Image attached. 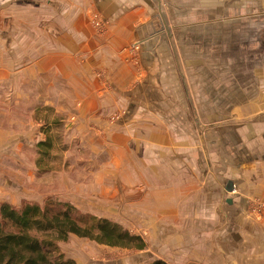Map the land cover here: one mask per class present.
Returning a JSON list of instances; mask_svg holds the SVG:
<instances>
[{
    "label": "crops",
    "instance_id": "obj_1",
    "mask_svg": "<svg viewBox=\"0 0 264 264\" xmlns=\"http://www.w3.org/2000/svg\"><path fill=\"white\" fill-rule=\"evenodd\" d=\"M157 3L0 0V126L24 106L73 120L88 184L64 198L142 229L149 264H264V0Z\"/></svg>",
    "mask_w": 264,
    "mask_h": 264
},
{
    "label": "rangeland",
    "instance_id": "obj_2",
    "mask_svg": "<svg viewBox=\"0 0 264 264\" xmlns=\"http://www.w3.org/2000/svg\"><path fill=\"white\" fill-rule=\"evenodd\" d=\"M30 108L26 110L24 106L20 112L15 107L9 109L4 107L3 122L6 124H1L0 127L10 135L2 147V152H5L8 158L0 161V164L7 166V187L16 193V204H9L14 207H21L24 204H38L41 207L50 205L52 208L61 209L62 206L59 205L62 203H71L64 198L67 185L71 190V186L88 184L87 176H82L84 161H81L87 156V151L79 147L78 141L69 140L70 137L78 138L79 130L76 129L77 124H68L69 121H73L68 120V116L54 115L46 111L37 114L31 112ZM47 121H50V124H47ZM51 121L55 123L51 124ZM20 132L23 134V145L20 144ZM48 139L51 140L52 147L43 155L37 146L39 142ZM12 184H16V187L11 186ZM7 192L2 193V196L6 194L5 196L9 197L11 189ZM24 196L27 197L23 198ZM257 201L262 200L254 199L251 202L253 207L251 203L249 204L248 216L255 222H264V217L258 219L253 212ZM2 203L8 202H0V205ZM76 210L78 215L86 218L96 217L115 223V209L112 212H102V215H95L90 210L79 208ZM83 220L85 222L87 219ZM116 224L132 236L143 239V231L139 227ZM86 249L89 255L85 254ZM60 251L66 259H70L69 256L74 254L80 259V264H115V261L117 264H149L147 256L143 257L142 251L112 248L77 236H71L67 243L60 244Z\"/></svg>",
    "mask_w": 264,
    "mask_h": 264
},
{
    "label": "trees",
    "instance_id": "obj_3",
    "mask_svg": "<svg viewBox=\"0 0 264 264\" xmlns=\"http://www.w3.org/2000/svg\"><path fill=\"white\" fill-rule=\"evenodd\" d=\"M38 147L46 155L51 140L40 142ZM61 209L48 205L24 204L14 207L0 205V264H76L66 259L60 244L71 236L89 239L100 245L126 250L143 251L146 243L132 236L119 225L105 219L84 217L69 203ZM52 208V209H51ZM83 219H87L85 222ZM151 264H167L155 261Z\"/></svg>",
    "mask_w": 264,
    "mask_h": 264
},
{
    "label": "built area",
    "instance_id": "obj_4",
    "mask_svg": "<svg viewBox=\"0 0 264 264\" xmlns=\"http://www.w3.org/2000/svg\"><path fill=\"white\" fill-rule=\"evenodd\" d=\"M92 23L95 27V29L99 32V33H104L105 32V28H106V22L100 17V15L98 14H94L92 16ZM137 49V48H136ZM252 207H253V203H251ZM250 207V209L252 208ZM253 209V208H252ZM256 215V217L258 219H261L264 217V202L262 201H257L255 203L254 206V211H253Z\"/></svg>",
    "mask_w": 264,
    "mask_h": 264
},
{
    "label": "water",
    "instance_id": "obj_5",
    "mask_svg": "<svg viewBox=\"0 0 264 264\" xmlns=\"http://www.w3.org/2000/svg\"><path fill=\"white\" fill-rule=\"evenodd\" d=\"M152 2L156 5V7H157V10H158V12H159V15H160V17H161V20H162V16H161V13H160V10H159V7H158V3H157V0H152ZM229 191H231V188H230V190Z\"/></svg>",
    "mask_w": 264,
    "mask_h": 264
}]
</instances>
